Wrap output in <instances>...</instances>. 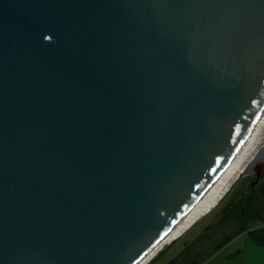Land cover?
I'll list each match as a JSON object with an SVG mask.
<instances>
[{
  "label": "water",
  "instance_id": "water-1",
  "mask_svg": "<svg viewBox=\"0 0 264 264\" xmlns=\"http://www.w3.org/2000/svg\"><path fill=\"white\" fill-rule=\"evenodd\" d=\"M263 113L264 0H0V264L144 263Z\"/></svg>",
  "mask_w": 264,
  "mask_h": 264
},
{
  "label": "trees",
  "instance_id": "trees-1",
  "mask_svg": "<svg viewBox=\"0 0 264 264\" xmlns=\"http://www.w3.org/2000/svg\"><path fill=\"white\" fill-rule=\"evenodd\" d=\"M264 179H247L242 190L193 242L168 264H206L217 252L243 233L264 246Z\"/></svg>",
  "mask_w": 264,
  "mask_h": 264
},
{
  "label": "rangeland",
  "instance_id": "rangeland-1",
  "mask_svg": "<svg viewBox=\"0 0 264 264\" xmlns=\"http://www.w3.org/2000/svg\"><path fill=\"white\" fill-rule=\"evenodd\" d=\"M264 143V132L258 147ZM249 176H243L236 181L225 196L216 204L212 210L203 215L194 224H192L182 235L172 243L167 244L148 264H168L176 258L185 248L187 243L196 240L205 229L212 224L221 213L227 208L232 200L240 193ZM234 244L226 252L214 255L206 264H264V246H260L248 237L237 238ZM249 243V246H247ZM241 248L243 251L235 258H231L229 251Z\"/></svg>",
  "mask_w": 264,
  "mask_h": 264
},
{
  "label": "bare ground",
  "instance_id": "bare-ground-1",
  "mask_svg": "<svg viewBox=\"0 0 264 264\" xmlns=\"http://www.w3.org/2000/svg\"><path fill=\"white\" fill-rule=\"evenodd\" d=\"M264 132V113L260 120L256 123L253 128L252 134L248 140V143L239 153L237 158L228 168L226 173L220 179L218 184L209 193V195L203 200V202L193 211L188 219L182 224V226L169 238L167 239L144 263L148 264L150 261L169 243H172L203 215L208 213L218 203V201L229 191L234 180L244 170L246 164L251 157L257 151L258 143L260 142Z\"/></svg>",
  "mask_w": 264,
  "mask_h": 264
},
{
  "label": "crops",
  "instance_id": "crops-1",
  "mask_svg": "<svg viewBox=\"0 0 264 264\" xmlns=\"http://www.w3.org/2000/svg\"><path fill=\"white\" fill-rule=\"evenodd\" d=\"M257 226H264V223H259ZM246 236L248 237L247 233H243V234L239 235L237 238H243V237H246ZM237 238H235L233 241H235ZM248 239H249V237H248ZM233 241H231L228 245H226L223 249H221L215 255L221 254L223 252H226V250L231 248V246L234 244ZM250 241H252V240H250ZM247 246H249V243H247ZM242 251L243 250L241 248H237V249L234 250V252L229 251L228 254L231 256V258H235L237 255L241 254Z\"/></svg>",
  "mask_w": 264,
  "mask_h": 264
},
{
  "label": "flooded vegetation",
  "instance_id": "flooded-vegetation-1",
  "mask_svg": "<svg viewBox=\"0 0 264 264\" xmlns=\"http://www.w3.org/2000/svg\"><path fill=\"white\" fill-rule=\"evenodd\" d=\"M250 179H256V181H259V180H257V178L255 177V176H249V180ZM261 180V179H260Z\"/></svg>",
  "mask_w": 264,
  "mask_h": 264
}]
</instances>
